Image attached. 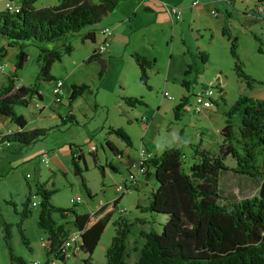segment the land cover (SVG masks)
I'll use <instances>...</instances> for the list:
<instances>
[{
	"label": "rangeland",
	"instance_id": "rangeland-1",
	"mask_svg": "<svg viewBox=\"0 0 264 264\" xmlns=\"http://www.w3.org/2000/svg\"><path fill=\"white\" fill-rule=\"evenodd\" d=\"M90 1L97 2V0ZM162 1L170 3L168 0ZM4 2L5 0H0V10H4ZM213 20L214 18L210 15L202 17V21L214 30L211 39L208 33L203 32L202 29L198 31L200 36L194 32L192 33L186 24L187 22L181 23V27L177 23V25H174L176 28L171 31L167 30V26H164V28L159 26L150 27L153 33L151 42L154 45L153 53L158 57L159 66L157 69L159 77L163 76L162 71L165 67L169 47L172 54L174 52L180 53V50H184L187 47L195 59V64H191L192 74L194 75L191 77L193 86L190 89L192 92L189 93V97H193L192 93L199 88L203 75L211 77L215 71L214 69L222 73L225 81L226 102L231 98L236 99L240 94L252 96V93L255 90H260L261 87L254 85L249 90L245 88L243 82L236 79L232 70L233 58L229 53L230 41H226L225 37L220 35V30L217 25H214ZM102 22L103 18L99 23L86 28L94 27L102 24ZM84 31L85 28L81 33ZM141 32L134 33L131 41H134L136 35H141ZM79 34L67 35L64 38L44 43L46 47L60 52L62 51V45L67 43L70 45L71 50L69 53H62L60 59L51 64L49 74L53 77L52 81L37 82V91L40 93L41 99L33 97L25 106H13L14 112L21 114L26 120L28 129L31 127L45 128V135L29 145H22L20 152L17 154H8L5 147L0 149V217L7 224L11 252L16 256H20L27 263L33 260L44 262L46 259H52L51 255H46L43 248L45 234L36 225L38 195H30V202L33 201L36 205L30 206L29 203V215L22 220L20 219L24 200L28 194H34V185L36 183H44L47 189L53 190L50 196V203L55 207L62 209L72 208L76 213L82 214L85 212L90 213L98 205L108 202L105 211L109 210L110 202L119 195V193L115 192L114 187L125 179L128 165H126L123 158L119 159L113 155L106 146L105 139H107L108 135H112L113 140L120 145H125L124 141L108 131V128H126L134 136L138 135L142 129V126L137 123L127 126L122 122L124 113L119 104L120 102L124 103V101L121 95H138L140 91L143 92L144 90L142 86L139 87L140 84L136 79L135 72L129 69L125 53L120 57L109 59L104 71H100L101 65L97 58L86 61L87 57L95 49L97 39L94 42L89 39L81 41ZM125 34L118 37L116 48H120V43L122 42V45L126 44L124 47L128 49L127 38L129 36ZM170 36H172V42L169 40ZM209 39L210 42L208 43ZM92 43L94 44L93 50ZM196 44L199 49L203 50L211 58V62L208 65L204 66L196 57ZM22 45L26 59L19 69L13 70L12 65L17 49L15 46L6 47L5 41L0 38V46L5 48V55L0 58V64L2 65L0 86L4 85L6 78L12 74H14L13 82L15 87L20 85L30 86L34 83V78L38 71L36 42L28 39L22 41ZM259 46L264 48L259 45L258 41H254L249 36L239 35L235 52L238 55L241 68L246 73L253 77L264 79V52L262 49L260 50L262 54L256 52V47ZM103 57L102 59L104 60ZM174 70L177 71V76L179 70L178 68ZM152 78L154 81L158 80L157 75H153ZM55 80H60L62 83L59 102H55L53 99L52 84ZM80 83L89 85L92 91L91 94L83 93L75 99L69 100L70 86ZM152 86L150 91L152 97H158V85ZM177 90L174 87H168L167 89L172 97H176ZM261 90L264 97V89ZM213 97L216 99L217 105L222 108L217 91L214 92ZM34 103H37L42 109L38 111ZM58 104H60L59 108L56 109L55 106L57 107ZM132 113L137 115L138 111H133ZM181 115L184 116L182 139L185 144L179 150L185 156L183 159L185 164L190 161L192 145L200 143V146L202 145L211 153H215L222 141L219 130L224 125V117L210 124L198 120L199 114H193L190 109H184L181 113H178V117ZM2 118L5 121H2ZM189 123H194L195 129ZM202 123L204 128L201 130V135L205 134V138H203L201 143L198 140V136L194 135L193 130L195 132L197 128L200 129V124ZM10 126L14 127V124L5 117H0V131H6ZM168 134L172 138L175 136V132ZM215 141L218 142L216 143ZM68 145L76 153H83V157L77 160V164L81 169V177L75 175L72 171L70 155L67 150ZM90 145L95 147L96 158L86 152ZM13 146L16 147L18 145ZM41 157H46L47 162H43ZM24 158L26 160L21 161ZM83 162L85 169L83 168ZM223 163L229 168L228 170L220 171L218 177V188L224 198L239 200L257 193L260 180L245 174L232 172L230 168L235 166V161L230 156H226L223 159ZM25 174L28 176H25ZM81 180H83L84 186H82ZM140 182L136 188L131 187L120 195L118 204L110 213L97 245L89 257L91 263L105 264V249L114 234L112 221L115 219L135 222L126 241L129 254L126 259L128 264H132L135 259V252L131 249L132 245L134 243L140 245L142 242V239L138 236V231L153 230L157 233L160 232L167 216L142 210L148 204L149 193L151 188L154 189L155 182L151 176L146 180L141 179ZM75 196L80 197V202L77 204L70 203V198ZM118 208H120L121 212L117 210ZM51 217L56 223H61L68 232L73 230L69 222L70 216L60 218L56 212H53ZM2 235L3 231L0 226V264H8V251ZM79 255L80 253H74L73 256L67 257L66 264H82L80 258L85 256L81 255L82 257H79ZM53 264H61V262L53 260Z\"/></svg>",
	"mask_w": 264,
	"mask_h": 264
},
{
	"label": "trees",
	"instance_id": "trees-1",
	"mask_svg": "<svg viewBox=\"0 0 264 264\" xmlns=\"http://www.w3.org/2000/svg\"><path fill=\"white\" fill-rule=\"evenodd\" d=\"M35 1L20 0L17 12L6 8L0 10V38L5 41L6 47L15 46L17 49L13 70L19 69L26 59L22 41L31 39L37 46L38 71L34 83L15 87L12 74L0 86V117H5L16 127L13 131L0 132V149L5 146L6 150L11 149V154L19 153L22 145H29L46 133L42 127L28 129L26 120L14 112L13 106H25L33 97L41 99L37 82L52 81L53 77L49 74L51 64L59 60L62 53L71 50L67 43L62 45L61 52L46 47L44 43L78 33L81 41L89 39L93 42L94 30L86 27L100 22L121 0H57L55 5L34 8ZM84 28L86 32L81 33ZM229 41L236 78L243 82L246 89L250 90L254 85L264 88V80L251 78L243 71L235 52L234 38ZM261 49L264 52V48L259 46L258 50ZM4 55L5 48L0 46V58ZM132 57L139 70V82L148 88L146 69L149 63L137 54ZM94 58L100 61V71H104L106 65L94 50L86 61ZM181 85L185 87V82L181 81ZM83 93H91L89 85L72 84L68 98L73 100ZM122 99L131 107L142 103L139 97L122 96ZM219 99L223 102L221 96ZM185 100V97L180 99L173 107L175 117ZM221 114L224 117V125L219 130L222 141L215 153L198 143L191 146L188 164L183 160L185 156L174 146L164 148L158 155L148 159L146 171L141 177L147 179L151 176L155 187L150 191L148 204L142 210L167 217L158 233L153 230L138 231L142 242L140 245L134 243L131 247L135 252L132 264H264V100L240 94ZM108 131L130 146L129 137L121 128H108ZM105 142L112 154L119 157L121 151L108 140ZM68 153L73 173L81 177V169L77 164V160L82 158L81 152L76 153L68 145ZM226 156L235 161V166L230 168L232 172L260 180L255 195L228 200L220 194L219 173L229 169L223 163ZM81 184L84 186L83 180ZM52 192L44 183H36L34 194H28L24 200L20 219L30 213V195H38L36 225L45 234L43 248L46 255L66 264L67 257L59 251V245L69 232L52 219L51 214L56 212L60 218L70 216L69 222L79 234V253L85 256L81 262L93 264L89 257L122 193L110 202L107 211V203H104L91 213L79 214L72 208L53 206L50 203ZM134 223L124 219L112 221L114 234L105 249V264H128L126 241ZM0 226L8 251V264H28L11 252L7 224L1 217Z\"/></svg>",
	"mask_w": 264,
	"mask_h": 264
},
{
	"label": "crops",
	"instance_id": "crops-1",
	"mask_svg": "<svg viewBox=\"0 0 264 264\" xmlns=\"http://www.w3.org/2000/svg\"><path fill=\"white\" fill-rule=\"evenodd\" d=\"M158 1L162 0H121L117 2L115 7L109 13H107L106 16L103 17L102 24L92 27V29L94 30V41H96L97 39V42L99 41L98 30L100 27L108 26L111 29L109 45L103 55H99V59H101L106 65V63L108 64L109 59L120 57L125 53L129 69L135 72L136 79L140 84L139 87L142 86L144 89L143 92L140 91L138 95H129L130 97H139L142 103L136 104L132 107H128L123 102H120L119 104L122 112L124 113V118H122V122H124L123 124L131 126L134 123H137L138 125L142 126L141 132L138 135L134 136L133 133L129 131V129H122V127H120L129 137L130 146L120 145L118 142L113 140L114 138L112 135H108L106 137L107 139H105L108 141L110 140L109 142H111L118 150L121 151V154L118 158H123L126 165H129V163L136 158L137 148L139 146L145 147L147 151L150 152L151 156H153L158 155L164 148L174 146L180 149L182 145L185 144L182 139L184 116L181 115L178 117V113H181L183 111V108L181 107L179 109V111L177 112V116L175 117L173 107L177 105L180 102V99L184 97L186 99L184 104L192 102L193 97H189V93L192 92L190 91V89L193 86L191 77L194 75L192 74L191 64H195V59L193 58V55L188 51L187 47H185L184 50H180V53L174 52L173 54L171 52V48L169 47L165 60V67L162 71L163 76L160 78L157 69V67L159 66L158 57L155 55V53H153L154 45L151 43L153 39V33L150 27L159 26L161 28H164V26H167V30L171 31L173 28H176V26L174 25H177V23L180 24L181 27V23L187 22L186 24L188 28H190V31L192 33L194 32L196 35L200 36L198 34V31L202 29L203 32L208 33L211 39L212 32L214 30L202 21L203 16L210 15L214 18V25H217V27L219 28L221 36L225 37V35L223 34L224 32L229 39L234 38L236 50L237 38L239 37V35H247L254 41L259 40L260 44L264 47V0H198V4L194 7L190 6L191 0H168L170 2L169 4H175L181 8V17L174 22H171L168 16L161 10L160 6L158 5ZM56 3L57 0H36L33 3V7H47L55 5ZM258 4H260L261 6L260 12L256 10V5ZM138 31H142V34L136 35L134 37V41H131L132 35ZM124 33H126V36L127 34L129 36L127 38V43L129 44L128 49L124 47L126 44L122 45V42L120 43V48H116V41L118 40V37L122 36V34ZM210 39L207 41L208 43L210 42ZM229 39L225 37V40L228 42ZM169 40L170 42H172V36H170ZM93 48L94 44L92 46V50ZM195 48V55L196 57H198L199 61L203 63L204 66L208 65L211 62V58H209L208 54H205L203 50L199 49L197 44L195 45ZM256 52H260L258 50V47H256ZM133 54L141 56L145 59V61L149 63V66L146 69L148 88L142 85L138 80L139 70L132 57ZM102 57L104 58V60L102 59ZM175 68H178L179 70L177 76V71L174 70ZM214 70L215 71L212 73L211 77H205L203 75L199 84V88L197 89V91L192 93V96L197 94L202 87L207 85L215 83L219 85L220 89L218 90V98L219 96L223 98V102H221L223 107L220 108L216 103V99L213 98L212 106L198 115V120L208 122L210 124L218 119H221L223 117L221 112L224 111L225 108H227L235 100L234 98H231L228 102H226L227 91L225 88V81L222 77V73L219 70ZM246 74L251 78L264 80L261 77H253L248 73ZM153 75L158 76L157 81L153 80ZM181 81L185 82V87L181 85ZM152 85H158V97H152L150 92L153 87ZM168 87H174L178 89L176 92V97H172V95L170 94L169 95L171 96V99H167L164 96H161V91H167ZM261 89L264 88L261 87ZM261 89L257 91L255 90L254 93H252V97H258L264 100ZM34 105L37 106L38 111L42 109V107H39L37 103H34ZM59 105L60 104H58L57 107L55 106V108L58 109ZM133 111H138V114H133ZM142 118L144 120H142ZM2 119V121H5L4 118ZM189 125L193 127V129H195L194 123H189ZM202 128H204L203 123L200 124V129L197 128L195 132L193 130L194 135L198 136V140L201 143L203 138H205V134L201 135V130H203ZM15 129V126H10V128L6 131L0 132L6 133ZM170 132H175V136L173 138L168 134ZM215 142L217 143L218 141ZM202 148L207 149L205 147ZM86 150L88 155L92 154L94 158L97 157L96 150L88 151V148ZM7 152L8 154H11V149L7 150ZM25 160L26 159L24 158L21 161ZM25 176L28 175L25 174ZM141 179L146 180L144 176L139 177L135 184V188L141 183ZM117 210L121 211L120 208H118ZM81 255L82 254H80L79 257L83 256Z\"/></svg>",
	"mask_w": 264,
	"mask_h": 264
},
{
	"label": "built area",
	"instance_id": "built-area-1",
	"mask_svg": "<svg viewBox=\"0 0 264 264\" xmlns=\"http://www.w3.org/2000/svg\"><path fill=\"white\" fill-rule=\"evenodd\" d=\"M19 2L20 0H6L4 4V8H6L8 11H14L17 12L19 8ZM198 4V0H191L190 6L194 7ZM158 5L160 6L161 10L168 16L169 20L171 22H174L181 17V8L178 5L175 4H169L163 1H158ZM256 10L261 11L260 4L256 5ZM213 12V11H212ZM99 35V41L96 44V47L94 49L96 54H103L105 50L107 49L110 41V35H111V29L108 26H102L98 30ZM2 69V65L0 64V71ZM62 83L60 80H55V82L52 85L53 90V99L55 102L60 101V93ZM219 85L217 83L207 85L201 88V90L193 95V100L191 103L183 104L182 108L184 109H190L193 114H200L204 110L210 108L213 103V94L214 92H218ZM161 96H164L167 99H171V96L167 91L162 90ZM142 120H144L142 118ZM95 150V147L93 145H90L88 147V151ZM151 157L150 152L147 151V149L143 146H139L137 148V155L134 160H132L127 169V175L126 178L123 179V181L117 185H115L114 189L117 193H123L125 191H128L131 187H134L138 178L141 177L144 172L146 171V163L148 159ZM41 160L43 162H47L46 157H41ZM33 196V195H32ZM80 197L75 196L73 198H70V203H79ZM35 202H31L30 206H35ZM59 251L65 256L70 257L73 256L74 253H79V234L78 231L72 230L70 231L62 240L61 244L59 245ZM28 264H53V260H48L44 262H39L37 260H33Z\"/></svg>",
	"mask_w": 264,
	"mask_h": 264
}]
</instances>
